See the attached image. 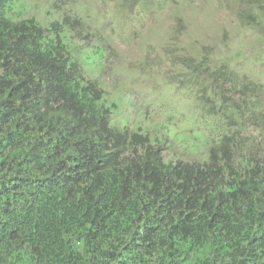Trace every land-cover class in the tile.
I'll return each instance as SVG.
<instances>
[{"label":"trees","instance_id":"16d2710c","mask_svg":"<svg viewBox=\"0 0 264 264\" xmlns=\"http://www.w3.org/2000/svg\"><path fill=\"white\" fill-rule=\"evenodd\" d=\"M223 1L264 38V0ZM27 5L0 0V264H264L263 85L205 48L169 51L184 70L170 82L219 139L205 160L166 161L144 126L111 125L82 17Z\"/></svg>","mask_w":264,"mask_h":264},{"label":"rangeland","instance_id":"374dc122","mask_svg":"<svg viewBox=\"0 0 264 264\" xmlns=\"http://www.w3.org/2000/svg\"><path fill=\"white\" fill-rule=\"evenodd\" d=\"M28 3L29 16L46 23L61 16L82 17L88 29L86 38H79L84 56L105 53L103 66H87L85 75L98 79L106 102L115 105L113 123L146 127L153 140L164 144L166 161L205 160L219 139L212 115L205 113L194 92L170 82L184 71L180 64L173 65L170 52L200 58L205 48L214 64L228 61L264 89V38L236 12L239 5H233L234 11L223 0ZM247 129L257 135L253 126Z\"/></svg>","mask_w":264,"mask_h":264},{"label":"clouds","instance_id":"9594fccd","mask_svg":"<svg viewBox=\"0 0 264 264\" xmlns=\"http://www.w3.org/2000/svg\"><path fill=\"white\" fill-rule=\"evenodd\" d=\"M74 16H75V15H74ZM80 25H82V24L80 23ZM80 28H83V35L81 36V38H86V34H87V32H88V29L84 28L83 26L80 27ZM75 29H76V26H75ZM76 30H77V29H76ZM71 33L76 34L77 31L73 30ZM74 37H79V36H77V34H76V36H74ZM79 38H80V37H79ZM84 69H85L84 72H88V71L86 70L85 66H84ZM99 84H100V82H99ZM110 105L112 106L113 104H110ZM114 106H115V105H114ZM113 113H114V109H113L112 114H111V125H112L113 127H115V128H120V129L128 128V129H130V130H136V131H138L140 128H143L142 126H139V127H131V128H130L129 126H122V127L117 126L116 124L113 123ZM114 125H115V126H114ZM143 129H144V128H143ZM145 129L147 130L146 127H145ZM145 129H144V132H142V133L145 134V135H148V136L150 137L152 143H158V142H160L159 140H153V139H152V136H151V133H150L148 130H147V133H146ZM159 144L162 145V146H164L163 143H159ZM183 160H184V159H183Z\"/></svg>","mask_w":264,"mask_h":264}]
</instances>
